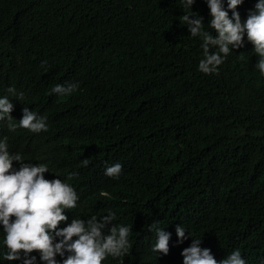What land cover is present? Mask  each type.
I'll use <instances>...</instances> for the list:
<instances>
[{
    "label": "trees",
    "instance_id": "obj_1",
    "mask_svg": "<svg viewBox=\"0 0 264 264\" xmlns=\"http://www.w3.org/2000/svg\"><path fill=\"white\" fill-rule=\"evenodd\" d=\"M257 2L236 9L242 21ZM184 11L181 0H0V98L14 104V123L28 107L48 127L9 131L0 121V141L7 137L10 153L46 165L48 180L76 190L77 206L65 211L59 229L109 210L113 224L132 227L128 253L102 264H183L192 238L218 262L238 249L246 264H264L259 57L245 35L217 72H200L202 40L180 23ZM192 11L218 35L208 26L205 0ZM68 83L79 85L71 95L51 92ZM116 163L119 178L107 177L106 167ZM154 222L171 233L168 255L151 250ZM178 226L186 230L182 243ZM3 240L0 225V264H23L4 260ZM32 255L44 264L40 253ZM68 255H57V264Z\"/></svg>",
    "mask_w": 264,
    "mask_h": 264
},
{
    "label": "clouds",
    "instance_id": "obj_2",
    "mask_svg": "<svg viewBox=\"0 0 264 264\" xmlns=\"http://www.w3.org/2000/svg\"><path fill=\"white\" fill-rule=\"evenodd\" d=\"M195 2L181 0L185 14L179 19L180 23L187 25L192 37L202 40L204 58L200 60L198 70L204 74L217 72L231 50L243 47L246 35L259 57L256 69L264 75V0H258L255 9L249 11L243 21L236 9L244 0H227L231 18L224 10L222 0H205L211 16L208 26L218 33L215 37L204 30L203 18L192 11ZM212 48L216 50L211 51ZM78 87L76 83L57 84L51 92L65 97ZM8 92L19 99L24 97V93H17L14 87H9ZM13 109L14 104L7 97L0 98V121L3 124L7 122L9 131H16L17 128L37 134L48 131L47 118L30 111L28 107L23 108L22 118L14 123L11 115ZM14 162H19V169L13 167ZM88 163V159L82 161L85 167ZM47 172L46 165L26 163L20 154L10 153L7 137L0 141V225L3 226V243L7 250L4 260L36 264V257L32 253L38 252L44 264H57L56 256L64 257L67 252L69 255L63 259V264H102L108 256H125L131 247L129 235L132 227L113 224L116 216L111 210L99 219L92 216L85 223L77 217L67 227L58 228L62 222H67L68 217L64 213L77 206L79 196L69 183L59 178L48 180ZM121 172L122 165L119 163L105 169V175L112 178H119ZM75 175H69L68 179ZM101 193L103 196L110 195L105 190ZM159 224L154 222L148 225L149 232L155 234L151 250L168 255L171 233ZM176 233L180 243L187 238L183 226H178ZM57 237L60 238L58 243L55 242ZM201 243L202 240L192 238L191 246L181 253L183 264H246L238 249L218 262L211 250L202 248Z\"/></svg>",
    "mask_w": 264,
    "mask_h": 264
}]
</instances>
